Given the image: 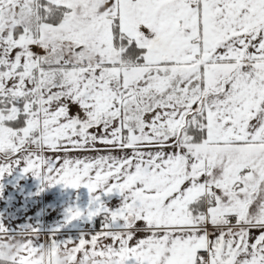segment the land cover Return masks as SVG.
<instances>
[{
  "label": "snow or ice",
  "instance_id": "6c2138e0",
  "mask_svg": "<svg viewBox=\"0 0 264 264\" xmlns=\"http://www.w3.org/2000/svg\"><path fill=\"white\" fill-rule=\"evenodd\" d=\"M18 167L86 188L69 220L100 225L32 229L11 264H264V0H0V179Z\"/></svg>",
  "mask_w": 264,
  "mask_h": 264
},
{
  "label": "rangeland",
  "instance_id": "374dc122",
  "mask_svg": "<svg viewBox=\"0 0 264 264\" xmlns=\"http://www.w3.org/2000/svg\"><path fill=\"white\" fill-rule=\"evenodd\" d=\"M98 147L103 146L98 145ZM46 154L53 157L57 155L52 152ZM0 184L3 185L0 190V222H3L10 230L5 234L7 237L23 235L32 232V229L37 230L39 237L37 244L53 238L63 242L69 239L78 240L81 237L80 231L72 232L75 228L69 227L70 222L65 219L62 221L64 224H57V220L50 223L52 218L45 212L46 208L50 207L45 186H42L33 175L23 173L22 167L16 168L10 175L6 174L3 179H0ZM46 247L50 248L47 244ZM51 255L54 257L56 253L52 251ZM0 258L6 259L3 251H0Z\"/></svg>",
  "mask_w": 264,
  "mask_h": 264
},
{
  "label": "crops",
  "instance_id": "0c3cea01",
  "mask_svg": "<svg viewBox=\"0 0 264 264\" xmlns=\"http://www.w3.org/2000/svg\"><path fill=\"white\" fill-rule=\"evenodd\" d=\"M76 153V154H75ZM97 153H85V152H72L71 155L73 157H82L84 155H92L95 156ZM119 155V153H116ZM47 193L46 198L49 202L50 207L46 208L45 212L49 214L52 218L50 223L52 224L55 220L58 223H62L63 219L65 221H69V227L75 228L72 232L75 233L84 228H94L98 225L99 218L89 221L87 217H82L77 220L70 221L69 220V208L80 207L81 209H86L89 201L90 194L86 188L81 187L80 189H72L66 188L63 185H55V186H47L45 187ZM73 223V225L71 224ZM64 224V223H62ZM60 224V226H62Z\"/></svg>",
  "mask_w": 264,
  "mask_h": 264
},
{
  "label": "clouds",
  "instance_id": "9594fccd",
  "mask_svg": "<svg viewBox=\"0 0 264 264\" xmlns=\"http://www.w3.org/2000/svg\"><path fill=\"white\" fill-rule=\"evenodd\" d=\"M36 150L41 151V149ZM33 235L34 234L32 232H28L23 235H10L8 239H0V245H2V247H0V251H3L8 264H11L12 259L18 255L24 240L26 238H31ZM51 253L52 249L48 247L44 248L39 253V257H43L44 264H49L50 257L52 264H74V262L70 259V251L67 249L57 251L54 257L51 255ZM84 264H103V258L90 257L88 261L84 262Z\"/></svg>",
  "mask_w": 264,
  "mask_h": 264
},
{
  "label": "built area",
  "instance_id": "2783aa9c",
  "mask_svg": "<svg viewBox=\"0 0 264 264\" xmlns=\"http://www.w3.org/2000/svg\"><path fill=\"white\" fill-rule=\"evenodd\" d=\"M99 225H100V222H99ZM99 225L97 226V228H99ZM93 229H94V228H92V229H91V228H90V229H89V228H86L85 230H80V233H81V234H85V233L90 232V231L93 230ZM78 232H79V231H78Z\"/></svg>",
  "mask_w": 264,
  "mask_h": 264
},
{
  "label": "trees",
  "instance_id": "16d2710c",
  "mask_svg": "<svg viewBox=\"0 0 264 264\" xmlns=\"http://www.w3.org/2000/svg\"><path fill=\"white\" fill-rule=\"evenodd\" d=\"M0 261H2V264H8V261L6 259H1L0 258Z\"/></svg>",
  "mask_w": 264,
  "mask_h": 264
},
{
  "label": "flooded vegetation",
  "instance_id": "af4514ba",
  "mask_svg": "<svg viewBox=\"0 0 264 264\" xmlns=\"http://www.w3.org/2000/svg\"><path fill=\"white\" fill-rule=\"evenodd\" d=\"M98 224H99V222H98ZM96 227V226H95ZM86 228H84V229H81V230H85ZM80 231V230H79ZM77 233H78V231H77ZM2 259V258H1Z\"/></svg>",
  "mask_w": 264,
  "mask_h": 264
}]
</instances>
